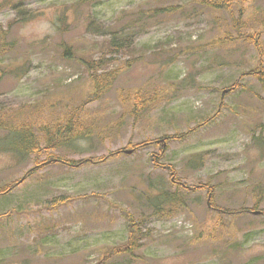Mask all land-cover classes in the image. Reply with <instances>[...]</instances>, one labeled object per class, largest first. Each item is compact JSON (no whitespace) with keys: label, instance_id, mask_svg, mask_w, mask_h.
<instances>
[{"label":"rangeland","instance_id":"374dc122","mask_svg":"<svg viewBox=\"0 0 264 264\" xmlns=\"http://www.w3.org/2000/svg\"><path fill=\"white\" fill-rule=\"evenodd\" d=\"M228 1L0 0V189L38 165L0 196V264H264V216L206 203L264 208V0Z\"/></svg>","mask_w":264,"mask_h":264},{"label":"trees","instance_id":"16d2710c","mask_svg":"<svg viewBox=\"0 0 264 264\" xmlns=\"http://www.w3.org/2000/svg\"><path fill=\"white\" fill-rule=\"evenodd\" d=\"M220 1H222V0H220ZM223 1H225V4H224V7L223 8H225L226 10H228L229 9V11H232L231 9H230V7H229V1L228 0H223ZM212 2V1H211ZM237 23L235 24V26L237 27ZM264 32V30H257L256 31V33L255 34H252L251 36H256V35H258V34H261V33H263ZM0 41L1 42H3L4 43V46L5 47H7L8 48V43L6 42V32L3 30V28L0 26ZM258 45H260L261 46V44L258 42L257 43ZM256 44V46H258ZM101 67V68H100ZM100 68V70H98ZM260 68H262V69H264V66L263 67H261V61H260V59L257 61V64H256V66H255V68H253L250 72H251V74H255L258 78H260V74L261 73H259V70H260ZM87 73L88 74H90V79L92 80V82H93V85L94 86H97V87H95L97 90H98V92L96 93V97L98 96V95H100L101 94V92H99V90L101 89V87H106V86H108V84L110 83V80L115 76V72L113 71V72H104V71H102V66H101V63L97 66L96 65V63H94V65H92V66H89V67H87ZM104 72V73H103ZM247 72H245V73H243V74H246ZM261 77H262V74H261ZM104 90H106V88L104 89ZM75 114V115H74ZM74 114H73V116L75 117V119H79L78 117H77V114L75 113V111H74ZM76 126H78L77 124H75ZM201 125H203V123H199L198 124V126H201ZM79 127V126H78ZM60 128V127H59ZM44 132H46L45 130H44ZM56 133H58V134H60V131L59 130H57V132ZM55 133V134H56ZM54 133H51V139H48L47 140V142H49L50 141V143H53L54 142V135H55ZM77 133L75 132L74 133V135H76ZM46 137H47V135H46ZM176 137H177V135H176ZM166 138H168V137H166ZM150 142H152V143H155L156 141H150ZM145 144H147V142H145V143H142V144H140V145H134L133 146V148H138L139 146H141V145H145ZM52 144H50V146H51ZM67 146V145H66ZM37 148H39L38 147V145H37V147H36V149ZM46 161H48V162H53V161H59V159H55L52 155H50L49 156V159H47ZM65 163H67V164H69V161L68 160H65L64 161ZM42 164H44L43 162L42 163H40V165H42ZM38 166V165H37ZM37 166H34L33 168H31V169H29L26 173H25V176L23 177V178H21L20 180L21 181H24L25 180V178L27 177V176H29L32 172H34L35 171V169H36V167ZM165 166V165H164ZM172 171V169H170V171L169 172H171ZM171 178L174 180L173 181V183L174 184H176V185H179V179H177V177L175 176V174L174 173H171ZM20 180H18L16 183H14L13 185H10V186H8L7 188H4V189H0V196H3L5 193H7L10 189H12V188H14L15 186H16V184L20 181ZM196 187H201V188H204V185H199V186H196ZM211 190L212 189H210V190H208V195H207V201L209 200V198L211 197ZM162 196H163V199H162V201L160 202L161 204L160 205H164V203H167V204H172V202H174L175 200H176V204H175V206L176 205H179L180 203H181V201H180V199L179 198H175L176 196H177V194L175 193V194H169L167 191H162ZM258 205H259V202H258ZM258 205H256V204H254L253 205V207L251 208V209H247L245 206H242L241 208H239V209H230V210H221V209H218V208H216V207H212V210H214V211H219V213H228V214H231L232 216H239V215H242V214H245V213H247V212H250V211H252V210H255V209H257L258 208ZM157 207V206H156ZM157 210H160V211H162L163 209H162V207L161 206H159V207H157ZM263 214H264V208H263ZM121 213L124 215V217L126 218V219H128V218H133L126 210H124V209H121ZM139 224H141V221H140V223ZM136 247H139V244H136V246H134V249L136 248ZM125 250H126V248H125Z\"/></svg>","mask_w":264,"mask_h":264},{"label":"water","instance_id":"95a60500","mask_svg":"<svg viewBox=\"0 0 264 264\" xmlns=\"http://www.w3.org/2000/svg\"><path fill=\"white\" fill-rule=\"evenodd\" d=\"M126 152H130V151H126ZM255 213H258V211H256Z\"/></svg>","mask_w":264,"mask_h":264},{"label":"bare ground","instance_id":"6f19581e","mask_svg":"<svg viewBox=\"0 0 264 264\" xmlns=\"http://www.w3.org/2000/svg\"><path fill=\"white\" fill-rule=\"evenodd\" d=\"M74 115H75V114H74ZM74 120H76L75 117H74Z\"/></svg>","mask_w":264,"mask_h":264}]
</instances>
